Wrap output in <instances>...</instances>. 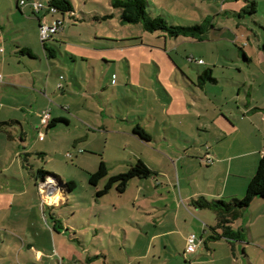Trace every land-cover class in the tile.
<instances>
[{"label":"crops","instance_id":"0c3cea01","mask_svg":"<svg viewBox=\"0 0 264 264\" xmlns=\"http://www.w3.org/2000/svg\"><path fill=\"white\" fill-rule=\"evenodd\" d=\"M11 1L0 0V212L16 210L15 219L9 214L12 226L0 224V232H32L36 228L29 226L31 214L39 219L47 211L51 215L64 195L54 184L52 189L41 191L37 182L44 180L38 179V170L33 171L27 158L23 159L30 153L26 127L31 125L37 138L40 115L48 111L50 121L56 122L44 133L68 132L83 164L86 160L81 154L98 155L96 169L87 172V182L100 162L109 165L112 155L116 158L111 163L132 166L141 161L152 175L127 184L125 192L132 182L137 187L128 200L127 220L93 230L98 246L86 247L81 233L88 236V227L82 230L65 224L67 232L80 238L70 239V250L67 247L59 261L53 257L46 264H264V199H253L226 224L213 210L192 204L199 198L224 202L243 198L264 154V39L257 40L251 52L247 50L249 36L248 44L238 46L234 58L242 65L236 70L238 77L231 75V64L226 63L229 56H214L201 49L211 42L210 32L217 30L213 25L203 41L178 37L188 40L182 41V46L189 43L199 47L176 53L174 60L140 37L120 35L113 28L105 30L103 24L114 16L123 26L118 11L103 15L81 12L75 19L78 28L65 27L54 40L51 37L50 43L58 52L48 58L38 29L41 19L56 21L53 14L43 10L34 15L31 10L34 18H30L26 4L18 6L14 0V12ZM250 1L254 0H245L243 6L230 5L227 12L243 20ZM17 11L22 20L34 26L30 38L12 37L10 46L3 28L7 23L16 34L23 30L17 22L9 21ZM104 15L111 18L92 19ZM230 33L228 41L224 40L237 45L240 36ZM160 38L167 41L169 37ZM23 47L35 58L19 54ZM37 61L39 66L32 63ZM205 73L215 82L204 80ZM25 95L31 99L25 102ZM136 127L148 135V141L133 133ZM24 168L33 184L25 180ZM36 194L41 203L34 207ZM225 227L238 237L209 240L213 233L222 234ZM58 231L59 227L47 233ZM97 231L106 236L105 243ZM189 234L199 239L193 252L186 251ZM35 254L38 259L39 251Z\"/></svg>","mask_w":264,"mask_h":264},{"label":"rangeland","instance_id":"374dc122","mask_svg":"<svg viewBox=\"0 0 264 264\" xmlns=\"http://www.w3.org/2000/svg\"><path fill=\"white\" fill-rule=\"evenodd\" d=\"M47 1L48 0H32L30 3H27L29 17L34 18V15L31 13L32 3L38 2L46 5ZM70 1L74 13L64 14L63 16L57 13L52 16L56 21H62L63 25L61 29L65 27L67 29L78 28L76 26L78 25V21L75 19L81 16V12L89 14L96 12L101 15L116 12L110 7V0ZM254 1L257 3L256 12L252 15L244 14V19L240 21L237 20L236 17H231L226 7L235 5L236 3L242 4L243 6L246 4L245 0H240L238 2H236V0H147V14L151 17L162 16L169 25L179 26H192L200 24L207 19L209 24L215 26L217 30L210 32L211 42L205 44V46H201V49L214 56H229L231 61L226 60V63L231 64V68L233 69L231 70V75L234 76L238 75L236 70L242 67L239 60L234 59L238 51V46L248 44L247 38L249 36L247 50L253 51L255 50L257 40L264 39V0ZM11 3L13 11L16 12L14 0H12ZM17 13L18 15L16 14L10 17L9 21L17 22L23 30L16 34V30L11 28L7 23H5L6 26L3 28V35L6 37L7 43L10 46L12 37L23 36V39H27L32 36L33 23L26 19L22 20L20 12L17 11ZM49 18L50 21L51 17L49 16ZM117 20V16H114L109 23L106 22L102 27H104L105 30L108 28H113L114 31L118 30L120 35H134L135 37H140L155 46L154 48L162 54H170L174 60L177 59L176 53H180L185 49H189V51L198 50V45L192 46V44L185 43V46H182L184 43H181L182 41H188L183 38H167L166 41L165 38H160V36L166 37L163 33H147L139 24L121 26ZM61 29L58 30L56 35H52L53 40ZM230 32L240 36L237 45L227 42L228 36L231 34ZM218 38H222V40L218 41ZM177 48H179L178 51H176ZM239 51L241 54L242 50L239 49ZM32 63L39 66L38 61ZM220 72L221 70L217 68L216 76H218V78L221 77ZM239 76L240 75H238V77ZM23 99L26 102L31 98L29 95H25ZM26 129V149L30 153L28 156H23V159L27 158V163L32 167L33 171L42 170L55 176V186L60 188V190L64 192V195H62L59 205L51 212V215L47 211L45 215H43V217L41 216L39 219L38 216L33 217L31 214L29 226L34 225V228H36L33 229L32 232L27 230L18 233V235H12L5 231L0 232V264H42L40 257L44 259L45 264L53 257L55 261H59L60 256L67 252V247L70 250V239L80 238L79 235H73L74 232H67L65 224L70 226L69 228H81L82 230L88 227L89 235H85L84 232L81 234L83 235V239H85L86 247L93 249V246H98L99 243L97 242V236H93L92 231L100 227H115L118 224H123V222L127 220V211L129 208L128 200L134 196L137 188L136 184H134L136 182H132L127 188V191L123 194H118L116 190L112 188L109 193L103 197L96 198V190H101L104 187L109 176L126 172L130 168V165L118 162L111 163V160L116 157L113 155L109 156L110 161L108 163L109 165H107L108 176L101 180L95 188L88 184L87 172H90V170L94 168L96 169L99 160L98 155H92L90 152L81 154L84 155V159L86 160V163L83 164L80 159H78L80 156L76 154V150H74L70 144L72 136L68 132H65L64 129L58 130V134H53L54 131L52 130L47 134L45 133L44 142H39L37 140L36 133L32 131L31 125L27 126ZM35 143H38L36 147H34ZM46 143L48 144L45 146ZM67 154H70L72 157H68ZM101 158L105 161L102 155ZM23 159H21V161H23ZM23 173L25 180L32 181L33 184L34 180H32L33 178H31L26 168L23 169ZM66 182H73L75 184L73 191H67L64 187ZM39 183L40 181L38 180L37 186H39ZM50 186L51 185L45 183L46 189L53 188V185L52 187ZM40 196L43 198L44 195L40 194ZM36 197L38 198L37 194ZM34 203V207H36L41 201L38 198ZM15 210L16 209L13 208L11 213L8 210L0 212L1 226H12L11 221H9V214L11 218L15 219ZM17 210L19 209L17 208ZM58 227L59 234H57V232L51 235L47 233L49 229L55 228V230H57ZM30 233H33V235ZM96 234L100 235L98 237L100 240L103 239L105 243L106 236H103L100 231H97ZM117 234L122 240V231L118 230ZM109 239L111 240V238ZM73 241L75 240L73 239ZM72 244L74 246L76 242H72ZM74 247L78 248L79 246ZM35 251H39L40 253L38 259Z\"/></svg>","mask_w":264,"mask_h":264},{"label":"trees","instance_id":"16d2710c","mask_svg":"<svg viewBox=\"0 0 264 264\" xmlns=\"http://www.w3.org/2000/svg\"><path fill=\"white\" fill-rule=\"evenodd\" d=\"M17 0V5L19 2ZM26 2L32 0H24ZM47 5L56 10V13L61 15L71 14L73 12V6L70 0H48ZM17 6V7H18ZM110 6L112 9L119 12V20L122 25H141L142 29L147 33L161 32L164 33L169 38H192L197 41H203L206 38L208 29L210 28L209 21L205 19L200 24H195L192 26H179V25H169L162 16L151 17L147 14V0H110ZM257 4L255 1H250L245 7V12L249 15H252L256 12ZM111 18V15H104L101 17H92L93 20L105 21ZM45 52L47 53L48 58H54L58 52L57 46L51 44L50 40L46 42H41ZM242 50V49H241ZM261 51L264 54V41L261 44ZM243 58L246 59V56L241 52ZM19 54L27 56L29 58H35L33 52L27 48L23 47L19 49ZM204 80L207 82L213 83V79L208 73L204 74ZM202 80V78H201ZM56 121H49L47 129H50L55 126ZM63 122V121H62ZM133 133L144 141H148V135L139 127H136ZM108 175L107 167L104 162H100L97 170L88 176V184L93 187H97L98 183L105 179ZM152 175V172L147 168L145 164L141 161H138L136 164L130 166V168L125 172L115 176L108 177L104 187L101 190L95 192V197L100 198L106 195L112 188L116 190L118 194H123L126 190L127 184L132 179H147ZM38 179L50 180L55 186V176L46 173L42 170L36 172ZM56 187V186H55ZM64 187L68 192H71L75 188L73 182H66ZM261 198L264 199V154L258 161L257 168L254 176L247 185L245 194L243 198L234 199L230 202H224L222 200L208 201L204 198H199L194 200L192 204L200 209H209L213 210L219 218L222 220L223 224L230 222L235 219L238 213L247 207L253 199ZM219 219V220H220ZM220 237H229L237 238V233H233L229 228L225 227L222 234L217 235L213 233L209 240H214Z\"/></svg>","mask_w":264,"mask_h":264},{"label":"built area","instance_id":"2783aa9c","mask_svg":"<svg viewBox=\"0 0 264 264\" xmlns=\"http://www.w3.org/2000/svg\"><path fill=\"white\" fill-rule=\"evenodd\" d=\"M31 1H24L21 0L19 2V6H23L27 3H30ZM32 12L34 15H38L41 11H46L49 14H56V10L52 7H49L46 3V5H43L41 3H32L31 4ZM62 21H54L53 23H48L45 19H41L39 22V29H38V35L41 42L49 41L59 29L62 27ZM193 60V59H191ZM197 63L202 64V61H197ZM1 80V76H0ZM50 121V115L48 111H45L41 113L39 118V126H38V132H37V138L38 140H42L44 137V130L47 129V126ZM70 157V155H67ZM210 162V161H209ZM49 182V183H48ZM45 183L52 185L50 180H45L42 183H39V189L42 191L46 190ZM51 187V186H50ZM199 244V239L194 234H189L186 237V251L187 252H193L197 249Z\"/></svg>","mask_w":264,"mask_h":264}]
</instances>
